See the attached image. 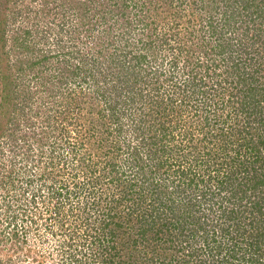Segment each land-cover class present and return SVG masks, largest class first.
<instances>
[{"label":"rangeland","instance_id":"1","mask_svg":"<svg viewBox=\"0 0 264 264\" xmlns=\"http://www.w3.org/2000/svg\"><path fill=\"white\" fill-rule=\"evenodd\" d=\"M227 2L0 0V264L264 259L245 251L264 220V34ZM121 240L137 249L108 263Z\"/></svg>","mask_w":264,"mask_h":264},{"label":"trees","instance_id":"2","mask_svg":"<svg viewBox=\"0 0 264 264\" xmlns=\"http://www.w3.org/2000/svg\"><path fill=\"white\" fill-rule=\"evenodd\" d=\"M225 10L226 11H228V10L230 11V16H228L229 19H234V17H236V14H238L240 12L243 13V15L241 17H243V20H244L243 21V23H244L243 25H246L243 28V31H244V33L246 35L245 37H248L247 34L251 30V28L249 27V24H251V25L253 24V27L256 26V28L260 32H262L264 34V0H228V2L225 3ZM253 14H255L256 16L253 15ZM246 21H247V24H246ZM253 31H254V29H253ZM255 39H256V43H258L257 44L258 47L260 45L264 44V35H263V38H255ZM260 39H262V42L260 41ZM220 48L224 49V46L222 44H220ZM242 63H244V61ZM244 65H245V63H244ZM152 70H153V74L154 75H155V73L158 74V75L161 73V69L158 66L152 68ZM206 76H207V79L210 77V75L208 76V73H206ZM201 81L202 80L200 79V83H202ZM245 81L246 80H244L242 78L241 82H243V85L245 84ZM153 84L155 85V90L158 91L159 90L158 81H154ZM243 95H245V93ZM199 156H200V158H204L203 153H200ZM209 156H212V155H209ZM215 161L218 162L217 160H215ZM217 165L218 164H214V166H211V165H206L205 164L206 168H204L205 171H204L203 174H207V173L211 172L212 170H215L214 172L210 173L211 176L219 175L221 171L216 167ZM208 167H210L211 170ZM199 176L203 177L202 175H199ZM258 177H259L258 174L254 176L253 179H255V182H262V180L259 179ZM214 178H216V177L214 176ZM194 179L195 178H191L190 181H194ZM225 180H226V185L222 186L224 189L228 190L229 187H232V188L235 187V185L233 184V181L236 180V178H234L232 175H230L229 172H227ZM191 184L192 183H190V185ZM215 203L219 204L218 201H216ZM253 219L254 220L250 222V233H249L250 236L246 237V250L245 251H247L249 253H253V255L255 257L257 253H260V252H262L264 250V247H263L264 246V226H262V223H263L264 220L257 219L256 217H254ZM178 222H179V224H181V226L183 228H188L189 227V226L183 224V222L180 221L179 219H178ZM168 226H170V225H168ZM204 226L203 227H204L206 232H207V229H208V231L215 230V228H213L211 226L210 222H208ZM196 229H198V228H196ZM238 229H240V228L238 227ZM143 230H144V232H141V237H143V234L145 233V229H143ZM219 230H220V235L221 236H223L225 234L226 235L229 234L227 232V229H225V226H224V228L222 226H220ZM198 231H201V230L198 229ZM213 233L216 234V230ZM121 241L122 242H121V245H120V249L117 248L116 245H111L112 242L107 241V245L104 248L103 256L109 255L108 256V263L111 262V261H109V258L111 256H114V257L116 256V258H118L119 255H123V254H119L120 250H123L126 253V255L128 256V258H131L132 255L135 252V250L133 249V246L137 249V247H136L137 246V242L130 243V242H127L126 240H124V241L121 240ZM231 242H232V239H231ZM235 242H238V239H235ZM212 246H213V249H214V247H215L214 244ZM237 246L239 247V245H237ZM110 249L114 250V254L113 255H112V252H111ZM154 251H155V249L153 250V252ZM232 253H233V255H231V258H232V260H235L236 259L235 258L236 254L238 253L237 248H236V250L233 248ZM137 256H139L138 253H137ZM159 257H160V259H162L161 256H159ZM204 261H207V260L205 259ZM244 261H245V264H255V263L256 264H264V259H261L260 257H255L254 259H252V258H248V259L244 258ZM109 264H123V263H120L119 260H118V261H112ZM126 264H128V263H126ZM206 264H209V262L207 261Z\"/></svg>","mask_w":264,"mask_h":264}]
</instances>
